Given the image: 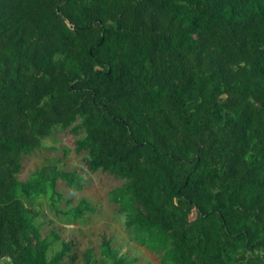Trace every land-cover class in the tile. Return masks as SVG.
<instances>
[{
	"label": "trees",
	"instance_id": "1",
	"mask_svg": "<svg viewBox=\"0 0 264 264\" xmlns=\"http://www.w3.org/2000/svg\"><path fill=\"white\" fill-rule=\"evenodd\" d=\"M59 129L124 180L111 199L159 264H264V0H0V264H79L41 209L85 175L19 178ZM82 259L135 260L107 238Z\"/></svg>",
	"mask_w": 264,
	"mask_h": 264
},
{
	"label": "rangeland",
	"instance_id": "2",
	"mask_svg": "<svg viewBox=\"0 0 264 264\" xmlns=\"http://www.w3.org/2000/svg\"><path fill=\"white\" fill-rule=\"evenodd\" d=\"M83 133L82 131L79 135ZM76 138L77 135L72 134L69 129L55 131L51 137L43 141L40 150L25 156L23 169L19 174L21 180H26L35 170L55 163L65 170L78 169L85 175L81 190L70 188L62 180H58V189L64 197L55 207L43 198L41 210L47 213V216L42 218L46 222L43 227L44 235L51 229H56L61 236V239L52 245L50 254L61 248L62 240H71L72 250L80 254L78 262L83 264V252L92 248L97 256H101L102 242L107 238L111 240L112 247L120 249L130 258H135L133 264H159L161 256L133 238V231L125 222V213L121 212L119 205L111 199V191L121 186L124 180L102 170L89 171L84 162L86 153L78 154L75 151ZM65 147H68L67 150ZM82 199H86L93 210L84 211L78 222H73L59 211L70 209ZM68 200H71V203H68Z\"/></svg>",
	"mask_w": 264,
	"mask_h": 264
}]
</instances>
